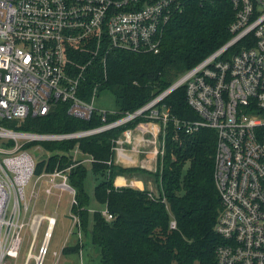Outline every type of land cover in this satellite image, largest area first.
Instances as JSON below:
<instances>
[{
	"label": "built area",
	"instance_id": "1",
	"mask_svg": "<svg viewBox=\"0 0 264 264\" xmlns=\"http://www.w3.org/2000/svg\"><path fill=\"white\" fill-rule=\"evenodd\" d=\"M190 1L0 0V264L8 252L18 251L20 231L26 225L32 238L24 264L31 258L42 264L56 224L55 213H34L25 221L24 187L35 176L38 161L49 155L38 141L90 135L148 110L149 117L161 119L160 126L140 122L122 132L124 139H116L117 158L133 162L146 140L136 138L133 129L156 137L169 119L156 104L181 85L198 118H173L175 125L186 133L201 127L216 133L213 178L221 208L214 230L221 241L215 249V264H264V0H229L234 11L228 25L230 37L124 117L104 122L112 111L94 107L96 86L89 101L77 95L86 67L96 58L104 62L112 49L158 52L164 28ZM84 53V61L78 63L75 58H83ZM59 101L67 102L68 113L79 118L87 119L97 110L104 123L66 133L31 132L5 124L44 115ZM124 141L130 148L122 147ZM78 154L82 153L75 147L74 160ZM84 161L93 158L75 163ZM73 164L43 168L33 181L48 194L53 189L73 192V203L75 191L68 182ZM101 212L107 220L112 218L106 209ZM74 219L73 224L80 226L76 215ZM43 221L42 241L34 254ZM170 226H175L173 220Z\"/></svg>",
	"mask_w": 264,
	"mask_h": 264
},
{
	"label": "trees",
	"instance_id": "2",
	"mask_svg": "<svg viewBox=\"0 0 264 264\" xmlns=\"http://www.w3.org/2000/svg\"><path fill=\"white\" fill-rule=\"evenodd\" d=\"M233 16L229 0H191L164 28L158 52L112 49L104 62L96 58L86 67L77 95L89 101L95 86L97 92L110 90L117 109L107 112L104 122L136 110L223 44L230 37L228 25ZM86 55L75 59L82 63ZM73 69L76 71V67ZM68 105L59 101L44 115H28L18 124L15 120L5 124L31 132L66 133L104 123L101 112L95 110L89 118H79L68 113ZM157 107L169 117L164 151L153 172L157 195L147 188L114 184L117 175L146 173L139 166L115 163L112 148L123 129L146 120L144 114L125 125L79 138L38 141L49 155L38 161L35 172L74 163L68 172V182L75 191L70 212L87 232L89 196L84 179L88 167L93 171V195L112 215L107 220L100 210L92 213L89 234L91 242L99 247L102 264H215V249L221 241L214 230L221 208L213 178L216 133L208 127L186 133L175 125L173 118H198L186 102L184 85L168 93ZM75 147L82 154L74 160ZM85 157L93 161L75 163ZM81 247L76 242L64 246L62 252H78Z\"/></svg>",
	"mask_w": 264,
	"mask_h": 264
},
{
	"label": "rangeland",
	"instance_id": "3",
	"mask_svg": "<svg viewBox=\"0 0 264 264\" xmlns=\"http://www.w3.org/2000/svg\"><path fill=\"white\" fill-rule=\"evenodd\" d=\"M92 103L94 107L97 109H104V110H110V111L117 109L114 95L108 89L99 90L96 93V95L93 97ZM146 111L148 112V110ZM162 111H165V110L162 109ZM145 112L143 114L146 117V120H142L137 123L149 122L150 126L153 124L160 126L161 119L155 118V117H149L148 113L150 112L146 114ZM125 115H126V112H124L118 119L124 117ZM135 117L136 116L122 123H119L114 127L125 125L128 122L134 120ZM137 123L134 126L127 127L125 129L127 130L133 127L135 128ZM125 129H123L122 132ZM122 132L114 139V145L112 147L114 151V160L116 161L115 163L122 165V166H137V167L139 166L145 169L146 173H142V175H136L132 177L143 181L144 187L141 189L148 188V185H149L148 181H150V186H151L150 191L154 195H157L158 183H156V181L154 180L155 177L153 176V172L157 169L159 155L163 154V151H164L165 127H163V125L162 127H160V131L156 134V137L153 136L150 132L145 131L144 133H141L140 130L133 129L132 134L136 136V138L142 137L146 140L142 142V145L140 146L141 150L138 153H136L135 160L129 163H124V161L123 162L120 161L117 158V154L115 150V147L119 146V143L116 142V139L125 138ZM129 146H130V143L128 141H124L122 143V147L130 148ZM155 150H156V153H155ZM142 151H145V152H142ZM84 162L88 163L89 161H84ZM86 165L89 166V164H86ZM37 173L38 172L35 173V176ZM35 176H32L30 181H28L24 187L26 200L28 201V211H27V216L25 217V221L29 222L30 217L34 213H46V214H52L53 212L57 213L56 224L53 227L52 235L48 242L47 251L43 257L42 264H60V263L62 264H102L100 261V256H99V247L96 244H93L91 242L89 230L92 225V213L95 210H100V211L104 210V205L97 202V200L95 199L93 195L94 173L90 169V167H88L86 176L84 179L85 190L89 196V202H88L89 216L87 220V232H84L81 230V227L78 225V222L75 223V225L73 224L75 219H74V215L70 212L73 192L68 191V190L53 189V191L50 194H48L44 192L42 184H39L33 181ZM118 176L127 177L126 175H122V174L117 175V177ZM136 185L137 184L128 185V186L138 188V185L137 186ZM10 204H11V201H10ZM21 209L23 210L22 202H21ZM22 214H23V211H22ZM45 224L46 222L43 221L36 233L37 236H36V241H35V249L33 251L34 254L37 253L38 246L40 245V242L42 241ZM20 236H21V241H20V246H19L18 251L8 252L4 257L2 264H24V261H25V258L28 252V248H29V242L32 238V234L28 228V225L24 226L21 229ZM76 242L81 243L83 246L79 252H69V253L61 252L64 246L72 245ZM54 251H57V254H55ZM58 253L61 254V257L59 258V260H58L59 256L58 257L56 256L58 255ZM28 264H35V259L31 258Z\"/></svg>",
	"mask_w": 264,
	"mask_h": 264
},
{
	"label": "crops",
	"instance_id": "4",
	"mask_svg": "<svg viewBox=\"0 0 264 264\" xmlns=\"http://www.w3.org/2000/svg\"><path fill=\"white\" fill-rule=\"evenodd\" d=\"M132 159H133V156H132ZM133 160H135V158L133 159ZM131 160L130 159H128V160H124V163H129ZM117 177V176H116ZM121 178V180H122V182H120V183H116L117 182V180L118 179H120ZM149 182V185H148V190H150L151 189V186H150V181H148ZM114 184H116V185H135V184H137L138 185V188H143L144 186H143V181L142 180H140V179H135V178H133L132 176L131 177H125V176H118L117 178H115L114 179ZM136 185V186H137ZM104 209H105V206H104ZM53 213H55L56 214V216H57V213L56 212H53ZM52 213V214H53ZM46 214V213H45ZM83 247V246H82ZM81 247V248H82ZM80 248V249H81ZM80 249H79V251H80ZM78 251V252H79ZM62 252V251H61ZM63 253V252H62ZM57 257H58V260H59V258L61 257V254L60 253H58V255H56ZM60 264H62V263H60Z\"/></svg>",
	"mask_w": 264,
	"mask_h": 264
},
{
	"label": "bare ground",
	"instance_id": "5",
	"mask_svg": "<svg viewBox=\"0 0 264 264\" xmlns=\"http://www.w3.org/2000/svg\"><path fill=\"white\" fill-rule=\"evenodd\" d=\"M118 183L122 182L121 178L117 180Z\"/></svg>",
	"mask_w": 264,
	"mask_h": 264
}]
</instances>
